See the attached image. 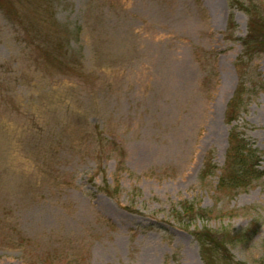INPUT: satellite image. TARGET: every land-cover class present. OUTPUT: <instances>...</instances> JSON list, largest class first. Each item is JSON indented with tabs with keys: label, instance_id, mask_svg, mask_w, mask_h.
Segmentation results:
<instances>
[{
	"label": "rangeland",
	"instance_id": "1",
	"mask_svg": "<svg viewBox=\"0 0 264 264\" xmlns=\"http://www.w3.org/2000/svg\"><path fill=\"white\" fill-rule=\"evenodd\" d=\"M11 1L0 264H264V174L217 189L233 128L264 172V0Z\"/></svg>",
	"mask_w": 264,
	"mask_h": 264
},
{
	"label": "trees",
	"instance_id": "2",
	"mask_svg": "<svg viewBox=\"0 0 264 264\" xmlns=\"http://www.w3.org/2000/svg\"><path fill=\"white\" fill-rule=\"evenodd\" d=\"M8 7H12V1L8 0ZM248 15L246 25V36L243 39V56H253L256 53L264 51V16L255 11V7L246 8ZM240 88L228 103L226 111V121L228 123L235 119L240 102ZM259 159L253 149L241 134L233 128L228 136V148L226 151L224 165L221 169V174L218 180V190H232L245 189L252 181L260 178L264 172L258 171ZM210 162L207 161L204 167V173L210 172ZM205 233V234H204ZM203 233V238L208 236V231ZM200 236V235H199ZM198 236V237H199ZM199 240V238H198ZM209 240L206 245L202 244L201 248L205 250L207 246L217 248V243L213 238Z\"/></svg>",
	"mask_w": 264,
	"mask_h": 264
}]
</instances>
